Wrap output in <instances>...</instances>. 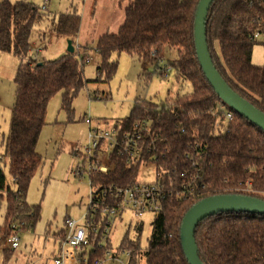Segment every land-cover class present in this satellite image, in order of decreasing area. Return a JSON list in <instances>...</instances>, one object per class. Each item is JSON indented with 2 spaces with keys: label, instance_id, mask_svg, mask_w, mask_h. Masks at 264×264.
<instances>
[{
  "label": "trees",
  "instance_id": "obj_1",
  "mask_svg": "<svg viewBox=\"0 0 264 264\" xmlns=\"http://www.w3.org/2000/svg\"><path fill=\"white\" fill-rule=\"evenodd\" d=\"M199 0H129L124 20L116 32H104L94 47L101 82L116 72L117 57L136 55L143 65L189 82L191 90L161 100L138 98L130 113L114 123L119 135L147 121L140 156L134 162L126 153H113L106 173L91 175L97 187L125 186L137 182L142 161L155 165V176L171 196L162 200L145 247L140 245L142 226L135 239L125 236L129 264H189L180 242V226L186 211L199 200L215 194H242L264 200V131L236 114L218 96L198 60L194 40ZM46 8L28 0H0V53L19 58L10 130L4 142L7 170L14 188L0 168V200L5 199L2 229L13 219L23 229H33L40 205L26 201L30 180L42 163L36 144L45 124L49 100L62 92V107L71 103L88 80L83 63L89 55L75 47L81 16L76 10L61 12L49 30L70 39L73 52L54 59L31 58L34 26L47 18ZM264 30V0H213L208 8L205 34L213 65L228 86L264 112V64L252 62L255 32ZM164 50L175 52L163 57ZM156 57L165 59L162 65ZM232 112L231 119L226 118ZM193 185V192L176 195ZM198 256L204 264H264V215L219 212L203 218L195 228ZM62 235V231L59 232ZM3 264L14 253L2 246Z\"/></svg>",
  "mask_w": 264,
  "mask_h": 264
},
{
  "label": "rangeland",
  "instance_id": "obj_2",
  "mask_svg": "<svg viewBox=\"0 0 264 264\" xmlns=\"http://www.w3.org/2000/svg\"><path fill=\"white\" fill-rule=\"evenodd\" d=\"M41 6L46 3L47 18L34 26L31 34L32 57L54 59L66 53L67 39L51 33L50 22L61 12L76 10L81 16L80 37L75 47L80 52L87 50L89 57L83 63V76L87 85L74 97L71 113L62 107V92H57L48 102L45 124L41 129L36 152L41 155L42 163L30 180L26 201L40 205V218L33 229H19V246L6 264H21L24 257H35L41 264L53 263V249L57 247L59 232L64 228L66 217L80 218L88 203L90 185L87 171L78 174L77 170L86 166L84 146L87 143L89 129L85 118L91 119V125L102 128L114 127V123L127 116L138 98L161 100L175 93L191 90L189 82L175 80L174 72L162 77L155 71L154 63L143 65L136 55L120 54L117 57V69L108 82L96 80L99 56L94 48L96 38L103 32H116L124 20V8L129 0H28ZM82 42V43H81ZM63 47V49H62ZM89 47V48H87ZM42 50V51H41ZM175 52L164 50L163 57L173 58ZM18 57L12 53L0 54V168L6 175L12 188L11 177L7 170V158L4 155V142L9 134L11 111L15 96L14 64ZM158 63L161 57L155 59ZM165 59L160 62L164 64ZM252 62L264 64V45L256 43L252 51ZM16 68V67H15ZM140 156V155H139ZM138 156V157H139ZM111 158V157H110ZM111 160V159H110ZM137 160V157L135 161ZM134 161V160H133ZM134 161V162H135ZM155 165L142 161L137 182L157 181ZM93 185V184H92ZM5 212V199L0 200V243L9 247L6 237L13 227L2 229ZM142 222L139 235L140 245L145 247L152 231V214L141 218L126 213L113 233L114 246L122 244L124 237L135 239L137 223ZM119 258L124 260L123 254ZM33 259V258H32ZM126 260V259H125ZM29 263V262H28ZM27 259L25 260V264ZM0 264H3V252L0 248ZM104 264H114L112 261Z\"/></svg>",
  "mask_w": 264,
  "mask_h": 264
},
{
  "label": "built area",
  "instance_id": "obj_3",
  "mask_svg": "<svg viewBox=\"0 0 264 264\" xmlns=\"http://www.w3.org/2000/svg\"><path fill=\"white\" fill-rule=\"evenodd\" d=\"M41 8H46L42 3ZM253 40L264 45V30L255 32ZM169 69V68H168ZM232 112L226 113L231 119ZM89 125L87 143L84 146L86 166L77 170L78 174L87 171L89 175V197L85 211L80 218L66 217L61 237L58 239V251L53 257L54 264H104L112 261L114 264H129L131 251L121 243L113 245L112 236L122 217L129 213L131 217L141 218L145 214H152L153 221L161 209L162 200L171 196L172 189H165L160 181L152 183L135 182L125 186L109 185L97 187L91 184V175L106 173L113 153H126L135 161L141 153L139 146L141 136L148 132L147 121L137 123L134 130L119 135L116 127L102 128L91 125V119L85 118ZM194 188L182 186L176 195L191 194ZM153 221L152 226H153ZM141 221L136 226L141 225ZM22 223L13 219L9 227L12 233L6 237L10 248L19 246V229ZM123 254L125 259L119 258Z\"/></svg>",
  "mask_w": 264,
  "mask_h": 264
},
{
  "label": "water",
  "instance_id": "obj_4",
  "mask_svg": "<svg viewBox=\"0 0 264 264\" xmlns=\"http://www.w3.org/2000/svg\"><path fill=\"white\" fill-rule=\"evenodd\" d=\"M213 0H199L194 23V40L201 68L218 96L236 114L244 117L264 131V112L232 90L213 65L205 34V21L208 8ZM68 52L74 47L67 39ZM245 212L264 215V200L242 194H215L193 204L184 214L180 226V242L189 264H204L197 251L195 228L205 217L219 212Z\"/></svg>",
  "mask_w": 264,
  "mask_h": 264
},
{
  "label": "crops",
  "instance_id": "obj_5",
  "mask_svg": "<svg viewBox=\"0 0 264 264\" xmlns=\"http://www.w3.org/2000/svg\"><path fill=\"white\" fill-rule=\"evenodd\" d=\"M44 3V2H43ZM120 26V25H119ZM104 33V32H103ZM99 36V35H98ZM78 37H80V34L78 33V35H77V38ZM96 40H97V38H96ZM82 43V42H81ZM33 48V47H32ZM87 48H89V47H87ZM94 48V47H93ZM62 49H63V47H62ZM42 51V50H41ZM80 51V50H79ZM66 52H68V49H67V51ZM85 52H88L87 50H85ZM3 53V52H2ZM2 53H0V54H2ZM9 53V52H8ZM32 53V52H31ZM10 54V53H9ZM89 55V54H88ZM13 56L14 57H16L17 58V56H15L14 54H13ZM31 58H33V59H37V57H32V54H31ZM40 59V58H39ZM88 59V58H87ZM17 62H18V64H19V59H17ZM18 64H14V69H15V71H16V69H17V66H18ZM16 67V68H15ZM4 148H5V146H4ZM1 152V151H0ZM59 239V238H58ZM57 251H58V244H57V247L56 248H54L53 249V255L55 256L56 255V253H57ZM53 256V257H54ZM33 258V259H32ZM27 259V263L28 264H41L42 263V261L40 260L39 262H36L37 261V258H35V257H24L23 258V262H21V264H25V260Z\"/></svg>",
  "mask_w": 264,
  "mask_h": 264
}]
</instances>
